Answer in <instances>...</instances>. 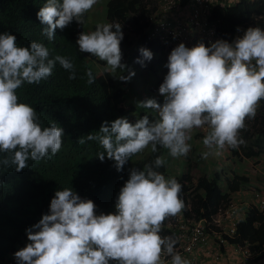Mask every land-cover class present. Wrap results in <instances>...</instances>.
Wrapping results in <instances>:
<instances>
[{"label": "clouds", "instance_id": "9594fccd", "mask_svg": "<svg viewBox=\"0 0 264 264\" xmlns=\"http://www.w3.org/2000/svg\"><path fill=\"white\" fill-rule=\"evenodd\" d=\"M97 2L47 0L37 13V19L44 25L43 34L52 41L58 28L63 30L73 21L83 25L86 14ZM235 3V0H213L209 12L217 4ZM163 13L169 19L184 21L189 10L182 1L180 9L168 10L157 0L154 13L147 19L145 31L149 36L150 17ZM106 22L94 26V31L81 32L76 43L81 53L106 62V71L126 72L127 75L118 78L126 84L136 73L123 62V27L109 23L108 18ZM208 24L214 29V40L200 43L205 33L195 32L187 43L192 46L194 36L196 46L189 48L187 43H181L170 53L166 65L168 73L159 87L163 104L155 98L138 99L139 110L156 113V120L145 115L133 123L127 117H120L103 122L100 135H87V140L98 141L104 149L97 154L101 161L106 156L114 160L117 171H123L131 157L149 146L155 153L158 145L173 158L186 157L191 151V134L205 127L209 131L203 145L208 151L202 154L203 159L219 155L226 147L235 149L244 143L239 133L245 128L246 119L255 118L259 102L264 99V29L247 23L224 40L216 25L209 20ZM149 36V39L158 38L165 51L174 46L163 44L159 37ZM206 42L210 46H206ZM139 51L143 59L138 58L136 63L144 65L145 61L153 59L151 50L141 47ZM130 59L126 57L125 61ZM57 62L71 73L69 79H76L74 65L67 57L50 58L49 49L42 43L33 41L28 47H18L15 35L0 34V153L8 154L0 160V165L14 166L20 172L29 167V159L39 162L60 151L63 128L54 123L42 127L36 110L19 103L16 93L24 83L39 84L51 76ZM86 76L89 84L96 82L91 68L87 69ZM140 89L146 92L144 86ZM153 94L159 98L158 94ZM79 142L85 141L80 138ZM165 153L144 165L143 170L135 167L129 170V179L119 192L114 213L104 214L107 211L97 215L95 203L82 199L72 188L56 191L49 212L26 229L29 243L14 253L17 264H165V254L171 257L170 264H190L175 251L178 238L160 235L167 218H184V202L180 198L182 185L157 171L166 164ZM216 172L220 173V169ZM249 183L228 199L239 203L242 219L247 217L252 205L264 210L251 194L252 191L264 193V190L246 188ZM262 254L264 249L259 254L253 253L247 264H254V258L259 259ZM262 260L264 257L258 262L264 264Z\"/></svg>", "mask_w": 264, "mask_h": 264}, {"label": "trees", "instance_id": "16d2710c", "mask_svg": "<svg viewBox=\"0 0 264 264\" xmlns=\"http://www.w3.org/2000/svg\"><path fill=\"white\" fill-rule=\"evenodd\" d=\"M190 0H182L185 9H189ZM47 0H0V34L10 33L17 37L18 47H28L35 41L44 44L50 52V58L56 55L67 57L74 65L76 79H69L70 72L58 62L52 75L39 84L24 83L16 90L19 103L32 106L39 117L42 127L53 123L62 127L64 136L60 151L50 158L39 162L29 159L28 166L17 172L14 166L0 165V264H14V253L23 248L28 240L26 229L39 222L43 214L49 212L50 202L55 192L72 188L82 199H91L96 205V213L116 211L115 204L121 188L129 179V167L136 156L125 165L123 171H117L114 160L101 161L97 154L104 149L96 140H87V135H100L99 129L103 122H112L120 117H127L130 122L136 118L149 116L150 120L157 117L146 109L139 110L135 94L136 85L133 77L130 82L120 81L116 73L105 71L98 73L93 65H105L97 57L81 53L76 41L83 32L76 21L63 30H56L55 39L49 41L43 34L44 25L37 19V13ZM157 0H110L107 4L109 23H119L123 27L124 39L121 42L123 62L129 67L141 65L136 60L143 59L141 47L152 51L153 59L145 61L143 66L153 77L148 87L153 93L159 90L164 81L161 71L167 69L170 50L165 51L158 38L149 39L145 31L147 19L154 13ZM210 24H215L221 39L228 40L237 28L247 23H254L264 29V0H240L232 5L217 4L209 12ZM137 42L136 51L130 49ZM215 42V41H214ZM212 43V42H211ZM210 46L209 42L204 43ZM132 59L125 61V58ZM91 68L96 82L89 84L86 76ZM151 78H149V81ZM125 84V86H124ZM125 88H130L129 96ZM115 90V92H114ZM122 90V91H120ZM133 98V99H132ZM136 98V99H135ZM164 97L158 99L163 104ZM264 104V99L260 101ZM128 105V108L126 107ZM254 124L253 129L246 130L241 151L231 148L236 156H258L264 151V126ZM80 138L84 143H80ZM151 153L146 161L155 160L166 152L161 146ZM259 149V150H254ZM8 154L0 153V160ZM138 155V154H137ZM169 158V157H168ZM167 160V159H165ZM144 167V165H143ZM163 168L167 178H175L181 185L180 198L184 202L183 217L199 220L210 219L220 206L229 203V196L239 192L250 182L246 174L232 172L233 177L216 172L212 177L199 176L195 183L189 173L182 178L172 177ZM228 192H224L221 182ZM193 185V187L191 186ZM176 216L167 218L160 235L167 237L174 232L170 223H176ZM232 243H250V250L259 254L264 249V210L257 205L249 208L247 217L242 219L237 228V236ZM223 259H230L233 249L222 247ZM258 258H254L255 264ZM229 261L226 262L228 264ZM252 263V262H250Z\"/></svg>", "mask_w": 264, "mask_h": 264}, {"label": "built area", "instance_id": "2783aa9c", "mask_svg": "<svg viewBox=\"0 0 264 264\" xmlns=\"http://www.w3.org/2000/svg\"><path fill=\"white\" fill-rule=\"evenodd\" d=\"M182 0H159L164 9H180ZM213 0H190L189 14L184 21L169 19L163 13L161 16L150 17V38L159 37L167 46L187 43L191 34L195 32L205 33L200 41L214 40V29L208 24V15ZM216 1V0H215ZM218 1V0H217ZM256 203L264 207V193L251 192ZM242 215L239 203L230 200L226 206L218 208L210 220L179 218L171 224L174 232L169 235L178 238L175 251L190 264H247L252 258L250 243H232L229 239L237 236V226ZM231 245L233 253L230 259H223L222 247ZM229 249V248H228ZM165 264H170L171 257L166 254L163 257Z\"/></svg>", "mask_w": 264, "mask_h": 264}, {"label": "rangeland", "instance_id": "374dc122", "mask_svg": "<svg viewBox=\"0 0 264 264\" xmlns=\"http://www.w3.org/2000/svg\"><path fill=\"white\" fill-rule=\"evenodd\" d=\"M110 0H98L96 4V8H92L90 12L86 14L85 17V23L81 25L80 29L81 31H84L85 33L94 31L96 26L99 23H107V4ZM195 36V33H194ZM193 36V42L192 46L190 43L185 44L187 47L192 48L196 46V38ZM137 44L134 46V48L131 51H136ZM132 59V57H131ZM130 59V60H131ZM95 70L100 74L102 70L107 69V64L105 65H93ZM134 67V68H133ZM133 67H129L131 70H134L136 75L134 76L136 82L141 85L142 87L146 88V92L140 89L138 85H136L135 91L138 92L135 95L138 96L135 102L143 101L149 98H155L158 100L156 96H153L154 94L151 93L148 90V83H152V76L149 74V71L144 68L141 65H133ZM116 73H122L119 70L116 71ZM168 73V68L164 71H161V76L166 77ZM125 75L127 73L125 72ZM149 78L151 80L149 81ZM126 89V93L129 96V90L128 88ZM122 91V90H120ZM115 92V90H114ZM123 92V91H122ZM131 92V90H130ZM159 94V90L155 93ZM133 99V98H132ZM139 99V100H138ZM128 108V105H126ZM156 115V113H153ZM157 116V115H156ZM133 119H138L135 116H132ZM259 124L260 126H264V104L259 102V106L257 108L256 116L254 119H246L245 121V128L242 129L239 133V137L244 141V137L246 134V130L250 128V130L253 129L254 124ZM258 125V126H259ZM209 129L207 127L203 129H195L193 131L192 139L189 141L191 144V151L186 157H179V158H173L172 156L169 155L168 150L166 151L164 158L166 160V171L170 173L171 175H178L179 177L183 176L186 173H189L191 176V180L193 183H195L198 179L199 176L206 175L208 177H212L216 171H219L220 169V174L223 175L227 173V175L231 176V172L236 171L239 174H246L250 178V183L246 186V188H254V189H259V190H264V151L258 155V156H252V157H247L245 155H240L236 156L235 154L232 153L231 148L226 147L225 150H223L219 155L213 154L208 157V159H203L202 154L206 151H208L207 148L203 145V139ZM247 145V142H244ZM241 145L237 148L238 151H241L240 149ZM254 150H259V149H254ZM152 153L151 147L145 149L144 152L136 155L129 167V170L133 167L138 168L140 170H143V165H145V159H148ZM169 157V158H168ZM147 164H150L153 162V160L146 161ZM161 174H164L163 168L157 169ZM221 186L223 189L227 190L226 184L224 182V179L221 182ZM103 213V212H102ZM111 213L108 211L107 213L104 214H109ZM101 213H97L99 215ZM29 243L27 240L26 243L24 244L23 247H25ZM264 255L262 254L259 259L263 258ZM13 261L14 264H17V261L15 257L13 256ZM264 261V260H262ZM3 264H7L4 263ZM260 264V263H259Z\"/></svg>", "mask_w": 264, "mask_h": 264}, {"label": "crops", "instance_id": "0c3cea01", "mask_svg": "<svg viewBox=\"0 0 264 264\" xmlns=\"http://www.w3.org/2000/svg\"><path fill=\"white\" fill-rule=\"evenodd\" d=\"M232 1H233V0H232ZM235 1L238 2L239 0H235ZM106 6H107V5H106ZM94 8H96V5H94L93 9H94ZM107 14H108V11H107ZM94 28H96V27H94ZM257 263L259 264V263H261V262H257ZM249 264H251V263H249ZM254 264H255V263H254Z\"/></svg>", "mask_w": 264, "mask_h": 264}]
</instances>
